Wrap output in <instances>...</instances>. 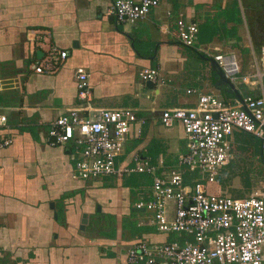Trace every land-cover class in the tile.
<instances>
[{
	"label": "crops",
	"instance_id": "1",
	"mask_svg": "<svg viewBox=\"0 0 264 264\" xmlns=\"http://www.w3.org/2000/svg\"><path fill=\"white\" fill-rule=\"evenodd\" d=\"M109 7L110 0H0V115L7 121L0 139H12L0 149V264H126L136 241L178 238L157 232L134 207L150 198L151 177L73 180L68 151L48 145V124L81 103L77 69L87 74L93 108L131 109L144 121L133 125L117 164L138 158L167 170L184 150V133L178 123L161 125L162 110L193 107L197 97L188 90L237 101L214 87L203 59L211 57L195 48L234 55L240 73L249 55L252 75L254 45H264V0H159L144 19L123 24ZM179 16L197 24L194 47L178 41ZM50 47L67 58L53 74L34 73L31 65ZM143 68L157 69L164 83L148 88L138 77ZM235 87L242 100L258 97L264 78Z\"/></svg>",
	"mask_w": 264,
	"mask_h": 264
},
{
	"label": "built area",
	"instance_id": "2",
	"mask_svg": "<svg viewBox=\"0 0 264 264\" xmlns=\"http://www.w3.org/2000/svg\"><path fill=\"white\" fill-rule=\"evenodd\" d=\"M159 0H110L109 14L117 23H135L144 19ZM177 38L181 45L194 47L198 27L179 16ZM197 53L211 57L232 84L247 83L240 75L234 55L198 46ZM67 58L65 51L50 47L42 61L31 65L34 73L53 74ZM250 77L262 83L264 78V45L253 61ZM139 80L163 84L155 68H143ZM77 107L68 109L48 124L46 141L50 147L63 148L73 163L71 178L95 181L104 177L144 174L151 177V196L134 207L148 213L147 224L157 232L182 238L150 245L134 242L125 254L126 264H264V194L235 198L219 189L218 177L232 158L234 138L247 134L258 141V164L264 171V94L247 96L242 103L188 90L196 103L190 108L164 109L160 113L165 128L178 123L184 133V150L177 165L158 169L147 160L135 158L133 165H118L117 158L132 127L139 121L131 109H95L87 74L75 71ZM1 84V82H0ZM6 117L0 115V129L6 128ZM12 144L10 137L0 139V149ZM211 186L219 191L212 193Z\"/></svg>",
	"mask_w": 264,
	"mask_h": 264
},
{
	"label": "rangeland",
	"instance_id": "3",
	"mask_svg": "<svg viewBox=\"0 0 264 264\" xmlns=\"http://www.w3.org/2000/svg\"><path fill=\"white\" fill-rule=\"evenodd\" d=\"M254 46L258 50L259 45L255 43ZM242 58L243 68L239 77L247 75L253 70L251 57L245 54ZM250 75L247 76L252 78ZM239 81L241 82L240 78H238ZM178 90L180 94H183L184 86L181 85ZM221 97L223 96L221 95ZM253 143L241 136L233 142L230 163L223 168L220 177H218L220 188L225 194L242 198L264 194V171L258 164V152L254 150Z\"/></svg>",
	"mask_w": 264,
	"mask_h": 264
},
{
	"label": "water",
	"instance_id": "4",
	"mask_svg": "<svg viewBox=\"0 0 264 264\" xmlns=\"http://www.w3.org/2000/svg\"><path fill=\"white\" fill-rule=\"evenodd\" d=\"M203 59L207 60L210 63L211 71L216 75L214 87L218 89L219 92L234 96L237 102L242 103V98L239 91L237 90L235 85L229 81V79L225 76V74L221 71L217 64L212 59ZM146 86L150 89L153 88V85L150 82L146 83Z\"/></svg>",
	"mask_w": 264,
	"mask_h": 264
},
{
	"label": "trees",
	"instance_id": "5",
	"mask_svg": "<svg viewBox=\"0 0 264 264\" xmlns=\"http://www.w3.org/2000/svg\"><path fill=\"white\" fill-rule=\"evenodd\" d=\"M213 74V76H215V74L214 73H212ZM224 97L225 98H231V95H228V94H224ZM243 137L245 140L247 139V140H251V141H253L254 143V150L256 151V152H258V154H259V149H258V141L255 139V138H253V137H251L250 135H247V134H237L236 136H235V138H234V141L236 140H238V138L239 137ZM256 141V142H255ZM235 198H242V197H235ZM178 237V236H177ZM182 238H180V237H178L176 240H181Z\"/></svg>",
	"mask_w": 264,
	"mask_h": 264
}]
</instances>
